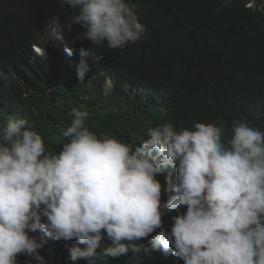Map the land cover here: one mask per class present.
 <instances>
[{
    "label": "clouds",
    "instance_id": "1",
    "mask_svg": "<svg viewBox=\"0 0 264 264\" xmlns=\"http://www.w3.org/2000/svg\"><path fill=\"white\" fill-rule=\"evenodd\" d=\"M60 4L76 13L71 19L85 30L81 38L110 50L147 31L129 0ZM51 35L63 39L58 28ZM80 53L82 81L90 52ZM69 115L63 136L70 141L58 154L46 152L26 118L12 115L0 123V264H19L20 254L46 264L40 249L48 239L85 245L69 248L72 261L129 251L138 256V242L149 237L145 251H162L184 264H264V131L240 119L230 129L219 121L180 130L164 123L149 127L147 138L134 145L98 136L86 126V111L73 108ZM165 172L170 195L162 202L157 176ZM181 206L187 210L172 217L169 231L162 217ZM37 231L39 237L31 235ZM105 239L110 243L102 247Z\"/></svg>",
    "mask_w": 264,
    "mask_h": 264
},
{
    "label": "trees",
    "instance_id": "2",
    "mask_svg": "<svg viewBox=\"0 0 264 264\" xmlns=\"http://www.w3.org/2000/svg\"><path fill=\"white\" fill-rule=\"evenodd\" d=\"M129 2L137 5L147 31L135 43L110 50L81 38L85 30L71 19L76 13L60 0H0V123L12 115L26 118V127L38 131L53 154L70 141L63 130L73 108L88 113L86 126L98 136L134 145L147 138L149 127L164 123L180 130L219 121L230 129L240 119L264 131V0ZM52 28L61 29L62 40L51 35ZM81 48L90 52L82 81L76 72ZM230 137L226 132L222 142ZM166 176H157L162 202L170 195L164 192ZM186 210L166 213L163 227L170 231L172 217ZM149 241L138 242V256L129 251L72 261L69 248L85 245L54 239L40 252L46 264H184L171 254L145 251ZM109 243L105 239L101 246ZM18 261L38 264L24 254Z\"/></svg>",
    "mask_w": 264,
    "mask_h": 264
},
{
    "label": "rangeland",
    "instance_id": "3",
    "mask_svg": "<svg viewBox=\"0 0 264 264\" xmlns=\"http://www.w3.org/2000/svg\"><path fill=\"white\" fill-rule=\"evenodd\" d=\"M58 30L62 33L61 29L58 28ZM62 34H63V33H62ZM43 35H44L46 38H50V39L52 38L48 32H43ZM37 49H38V48H37ZM34 50L36 51V49H34ZM38 54H39V55H42V56H45V55H46V53H45L42 49H40V48H39V53H38ZM84 59L86 60L85 57H84ZM80 60H81V53H80V55H79V63H80ZM79 63L77 64L76 72H77V68H78ZM77 74H78V73H77ZM110 86H111V84L108 85V87H110Z\"/></svg>",
    "mask_w": 264,
    "mask_h": 264
}]
</instances>
